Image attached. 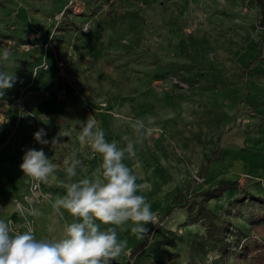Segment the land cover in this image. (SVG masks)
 I'll return each mask as SVG.
<instances>
[{
	"label": "rangeland",
	"instance_id": "rangeland-1",
	"mask_svg": "<svg viewBox=\"0 0 264 264\" xmlns=\"http://www.w3.org/2000/svg\"><path fill=\"white\" fill-rule=\"evenodd\" d=\"M80 1V11L67 6L60 14L68 0H0V73L15 77L13 87L0 89V139L23 116L35 131L43 128L24 103L43 67L38 43L26 36L41 34L45 50L59 36L63 73H57L85 106L78 123L94 119L108 142L133 144L135 156L126 153L123 163L137 184L148 186L137 194L146 197L160 226L174 217L191 226L195 246L209 249L218 264H248L252 250L243 252V245L260 239L249 225L262 204L241 198L237 188L212 197L196 193L226 179L264 196V21L258 1ZM44 19L48 40L37 22ZM87 24L92 30L85 32ZM27 42L33 49L23 47ZM10 111L11 124L5 121ZM137 121L144 123L140 133L132 127ZM94 158L91 174L101 163L98 153ZM200 205L227 222L224 248L204 236Z\"/></svg>",
	"mask_w": 264,
	"mask_h": 264
},
{
	"label": "clouds",
	"instance_id": "clouds-1",
	"mask_svg": "<svg viewBox=\"0 0 264 264\" xmlns=\"http://www.w3.org/2000/svg\"><path fill=\"white\" fill-rule=\"evenodd\" d=\"M82 30L87 32L92 26L84 25ZM8 55L4 53L5 58ZM14 83L12 74L0 73V89L11 88ZM79 127V141L98 153L101 163L90 178L65 184L66 193L57 196L52 205L57 215L67 212L73 220L63 224L57 237L46 239H36L31 227L23 233L13 232L9 223L0 220V264H113L128 243L118 239L117 228L130 221L134 225L131 232L138 239L148 236L147 225L153 222L154 214L146 197L137 194L148 186L137 184V176L123 163L126 153L129 157L135 156L133 144L129 142L126 147H119L116 141L108 142L94 119L79 122ZM132 127L140 133L144 123L137 121ZM46 135L45 129L40 128L33 133V138L42 145H54L60 144L59 137L63 136L59 133L48 140ZM80 164L74 157L70 162L65 161L70 181ZM20 168L34 180L47 182L56 166L42 148H29ZM30 215L40 213L32 210ZM101 224L114 227L102 230Z\"/></svg>",
	"mask_w": 264,
	"mask_h": 264
},
{
	"label": "crops",
	"instance_id": "crops-1",
	"mask_svg": "<svg viewBox=\"0 0 264 264\" xmlns=\"http://www.w3.org/2000/svg\"><path fill=\"white\" fill-rule=\"evenodd\" d=\"M37 22L44 27V40H48V36H45L48 33L45 29V19ZM31 34L34 36L32 39L34 45L38 43L36 45L38 46V61L39 63L45 61L46 67L38 68L40 73L36 72L34 88L25 94L24 103L26 108L39 117L41 126L47 129L45 139L51 140L59 133L63 134L59 137L60 144H40V149H43L50 162L56 166L47 182H41L42 188L49 192V199L35 206L34 210L40 215H32L34 237L46 239L57 237L63 224L73 220V217L69 216L67 212H64L63 216L57 215L52 205L57 196H63L66 193L65 184L92 176L88 166L92 160H95V153L91 152L78 139L81 131L78 121L83 120L86 116L85 106L77 95L70 92L73 85L65 83L59 77L57 62L60 60V55L57 52L60 51V48L56 41L59 36L56 35L51 41V45L45 50L44 46H39L41 34L30 31L26 36L27 40H30ZM49 37L51 38L50 35ZM64 68L66 69V64ZM59 88L65 91V97L57 96ZM8 120L10 124L13 123L12 111L6 114L5 121ZM34 132V126L27 117L23 116L13 133L0 139V220L5 222L8 218L16 221L20 219L14 208V198L20 197L27 191L28 178L20 168V164L25 151L34 145ZM73 157L80 160L81 164L76 169V176L72 177L70 181L65 172V161L70 162ZM97 162L98 160H96ZM170 211L172 212V210ZM176 221L173 217L157 229H154L151 224L147 225L150 232L143 240L138 239L131 232L134 225L130 221L117 228L118 239L127 240L128 243L125 251L113 261V264H218L217 260L209 254V249L195 246L194 236L191 234L194 230L191 229V226L179 224ZM97 223L99 222L97 221ZM100 227L103 230L114 226L101 224ZM204 236L207 238L206 232H204ZM208 242L210 243L209 240Z\"/></svg>",
	"mask_w": 264,
	"mask_h": 264
},
{
	"label": "trees",
	"instance_id": "trees-1",
	"mask_svg": "<svg viewBox=\"0 0 264 264\" xmlns=\"http://www.w3.org/2000/svg\"><path fill=\"white\" fill-rule=\"evenodd\" d=\"M257 1L261 11V18L264 21V2L262 0ZM228 188H237L241 198H250L262 204V213L252 217L249 225L253 234L256 237H260V239L256 240V238H253L252 242L254 245L250 248L244 244L243 252L252 250V255L250 256L248 264H264V196L248 191L245 187L240 186L236 180L226 179H219L214 186L206 188L196 194L202 195L203 197H212L219 195L223 190ZM199 209L200 215L205 221V232L208 240L213 245L218 244L220 245V248H224V230L227 222L216 212L209 210L204 205H200Z\"/></svg>",
	"mask_w": 264,
	"mask_h": 264
},
{
	"label": "built area",
	"instance_id": "built-area-1",
	"mask_svg": "<svg viewBox=\"0 0 264 264\" xmlns=\"http://www.w3.org/2000/svg\"><path fill=\"white\" fill-rule=\"evenodd\" d=\"M72 8L74 12H78L81 9V1L80 0H68L67 4L64 6L63 10L60 11V14L63 13L64 9L66 7ZM59 14H56L55 16H58ZM32 34L30 36V40L32 38ZM11 41H8L10 43ZM23 47L25 49H29L32 47L31 42H27L23 44ZM63 62H58V67L60 73H63L62 68ZM39 66L45 67L46 64L44 61L40 63ZM65 94V91L63 89L58 90V96L63 97ZM35 142H37L35 140ZM34 149H40V143L37 142V145ZM28 185H27V191L24 192L20 197H18L15 201V210L18 213L20 219L18 221L9 218L7 220V223H9L11 229L13 232H20L22 233V228H24L26 231L28 227L32 228V215H30V212L34 210L35 206L39 204V202L46 201L49 198V193L45 191L42 186V181H36L32 177L28 176ZM23 214V215H22ZM162 224V220L154 214V220L151 223L152 227L155 228L157 226H160Z\"/></svg>",
	"mask_w": 264,
	"mask_h": 264
}]
</instances>
